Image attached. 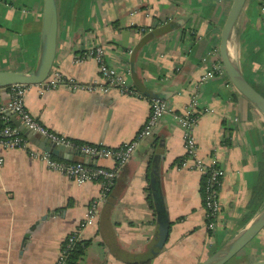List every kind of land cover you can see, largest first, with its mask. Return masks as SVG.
<instances>
[{"label": "crops", "instance_id": "obj_1", "mask_svg": "<svg viewBox=\"0 0 264 264\" xmlns=\"http://www.w3.org/2000/svg\"><path fill=\"white\" fill-rule=\"evenodd\" d=\"M233 2L57 0L53 71L95 89L28 86L25 103L36 120L71 141L118 148L146 124L153 100L165 101L171 110L101 201L95 224L82 233L85 253L78 264H202L264 208V114L216 69L224 70L221 37ZM44 14L45 0H0V72L35 69ZM97 48L138 96L118 89L104 92L97 60L77 62ZM229 48L246 80L264 96V0L246 1ZM209 73L213 75L206 77ZM193 98L200 110H210L201 114L195 129L198 155L226 171L214 231L206 228L203 175L181 168L184 135L176 116ZM9 99L10 87L1 88L0 106ZM3 155L0 264H55L102 187L77 184L24 150ZM56 158L87 161L82 154L72 161ZM91 163L116 165L110 159ZM156 183L168 228L158 217ZM237 258L238 264L264 260V230Z\"/></svg>", "mask_w": 264, "mask_h": 264}, {"label": "built area", "instance_id": "obj_2", "mask_svg": "<svg viewBox=\"0 0 264 264\" xmlns=\"http://www.w3.org/2000/svg\"><path fill=\"white\" fill-rule=\"evenodd\" d=\"M88 57H94L100 65V73L105 81V86L103 87L104 92L118 89L122 95L138 96L133 88L127 86L126 81L120 76L119 72L106 63L102 48L94 49L86 56L77 60V62H84ZM216 69L219 71V74L225 73L222 67ZM212 75L213 73H209L206 77ZM41 85L45 86L46 91L55 90L60 87H66L73 91H92L95 89V86L83 85L54 71H52L48 80ZM27 87V85L11 86L8 103L0 106V178L6 162L3 151L24 150L28 152L31 158L41 160L49 170L59 172L77 184L98 183L102 187L100 198L90 205L81 224L66 238L59 258L55 262V264H70L73 251L82 242V233L95 224L99 215L100 203L110 193L121 169L131 161L141 142L157 132L160 120L165 114L170 113L171 110L165 101L160 99L153 100L151 102V113L146 124L134 140L118 148L107 147L103 144L76 145L73 141L46 128L33 117L25 103ZM209 111V109L200 110L197 99L193 98L189 102L186 111L177 115L176 118L184 135L185 156L182 160L181 168L197 170L203 175V201L206 209V228L209 231H214L218 225L221 212L220 189L226 177V171L218 163L213 162L208 164L199 157L198 143L195 137V129L199 117L201 114ZM12 113L21 120L26 128L50 140L56 146H64L70 150L79 152L86 157L87 161L72 163L61 161L49 152L35 146L25 137L19 128L12 124L10 118V114ZM101 159L113 160L116 165L114 168H106L91 163V161Z\"/></svg>", "mask_w": 264, "mask_h": 264}, {"label": "water", "instance_id": "obj_3", "mask_svg": "<svg viewBox=\"0 0 264 264\" xmlns=\"http://www.w3.org/2000/svg\"><path fill=\"white\" fill-rule=\"evenodd\" d=\"M247 0H234L228 19L223 27L220 55L224 71L231 84L236 90L246 97L255 107L264 114V96L259 93L244 77L238 66L235 64L230 53V40L245 6ZM59 32V17L57 0H45V14L43 22L42 48L37 66L31 73L0 72V89L14 85H41L50 77L57 55ZM13 125L25 135L34 145L55 157L66 161H72L79 152L71 151L64 146H56L44 137H38L35 132L26 128L15 114H10ZM87 160V159H86ZM155 204L158 217L162 225L168 228V214L165 207L161 187L158 183L153 185ZM264 230V208L255 218L234 238L212 254L202 264H227L237 257L246 247L252 243ZM251 264H264V260Z\"/></svg>", "mask_w": 264, "mask_h": 264}, {"label": "trees", "instance_id": "obj_4", "mask_svg": "<svg viewBox=\"0 0 264 264\" xmlns=\"http://www.w3.org/2000/svg\"><path fill=\"white\" fill-rule=\"evenodd\" d=\"M76 145H83L84 143L78 142V141H73ZM84 248H83V242L79 243L75 250L72 253L71 259H70V264H78L80 259L84 255Z\"/></svg>", "mask_w": 264, "mask_h": 264}, {"label": "rangeland", "instance_id": "obj_5", "mask_svg": "<svg viewBox=\"0 0 264 264\" xmlns=\"http://www.w3.org/2000/svg\"><path fill=\"white\" fill-rule=\"evenodd\" d=\"M244 251V250H243ZM243 251L238 255V256H240L242 253H243ZM237 258V257H236ZM236 258H234L233 260H231L229 263H227V264H238V258L236 259Z\"/></svg>", "mask_w": 264, "mask_h": 264}, {"label": "bare ground", "instance_id": "obj_6", "mask_svg": "<svg viewBox=\"0 0 264 264\" xmlns=\"http://www.w3.org/2000/svg\"><path fill=\"white\" fill-rule=\"evenodd\" d=\"M234 51V50H233Z\"/></svg>", "mask_w": 264, "mask_h": 264}]
</instances>
